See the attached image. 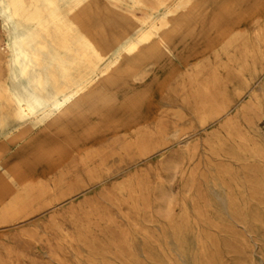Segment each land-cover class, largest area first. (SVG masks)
I'll use <instances>...</instances> for the list:
<instances>
[{"label": "rangeland", "instance_id": "obj_1", "mask_svg": "<svg viewBox=\"0 0 264 264\" xmlns=\"http://www.w3.org/2000/svg\"><path fill=\"white\" fill-rule=\"evenodd\" d=\"M99 6L116 21L119 8ZM242 12L233 26L243 36L230 44L222 33L210 43L176 38L169 62L145 67V82L135 86L146 92L141 101L88 140L82 133L96 118L80 124L69 157L39 154L43 123L0 131V208L18 193L17 184L8 190L18 177L32 188L43 184L33 191L50 189L0 219V264H264V155L251 151L264 153V57L253 38L264 27V0ZM126 41L113 45L112 56ZM204 85L233 103L202 126L195 114L209 101ZM252 93L262 108L246 119L241 108ZM233 117L247 142L227 136ZM150 132L144 152L124 154L122 145Z\"/></svg>", "mask_w": 264, "mask_h": 264}, {"label": "bare ground", "instance_id": "obj_2", "mask_svg": "<svg viewBox=\"0 0 264 264\" xmlns=\"http://www.w3.org/2000/svg\"><path fill=\"white\" fill-rule=\"evenodd\" d=\"M105 1L120 10L112 12L117 17L114 22L101 16L99 0H0V131L14 123H43L48 132L36 146L39 154L68 156L77 143L74 131L80 124L96 118L82 133V138L88 140L141 101L146 92L135 86L145 82V67L150 63L159 67L168 61L169 48L176 38L210 43L222 33L226 44H230L242 37L233 25L252 0ZM129 30H135L133 39H128ZM253 38L258 46L256 54L264 57V27L256 29ZM124 40L122 50L112 56L113 45ZM203 89L209 101L201 104L195 116L205 126L226 115L233 101H225L222 92L219 98L214 85H204ZM261 108L260 96L252 93L241 115L249 118ZM239 126L238 118H229L225 124L227 136L247 142ZM151 135L150 132L136 140L130 136L133 142L121 149L125 155L133 150L144 152ZM255 148L251 147L254 155L262 157L261 147ZM89 174L94 177L95 171ZM15 184L18 193L12 192L9 203L0 208V219L14 218L42 193L50 191L34 190L39 192L35 194L37 184L32 188L33 182L22 177L9 183L8 190L13 191Z\"/></svg>", "mask_w": 264, "mask_h": 264}]
</instances>
